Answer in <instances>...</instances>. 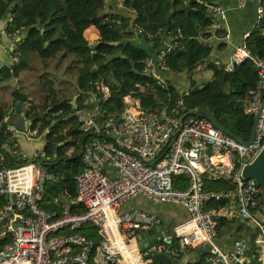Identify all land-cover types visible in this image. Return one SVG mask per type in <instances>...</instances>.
<instances>
[{
  "label": "built area",
  "instance_id": "built-area-1",
  "mask_svg": "<svg viewBox=\"0 0 264 264\" xmlns=\"http://www.w3.org/2000/svg\"><path fill=\"white\" fill-rule=\"evenodd\" d=\"M243 4L244 0L238 1L239 7ZM207 12L221 17L225 9L212 3L207 4ZM261 15L258 5L255 26ZM181 37L179 32L174 39ZM175 45L171 42L161 51L159 63L149 57L141 61L155 84L166 90L162 56ZM248 60L257 70L258 83L245 96L243 108L252 116L258 112V118L253 138L245 144L215 128L205 116L182 112L180 99L168 110H151L141 108L129 94L119 114H108L99 103L109 88L100 81L87 97L94 106L89 109L87 102L86 113L75 110L66 116H75L80 124L85 138L81 149L54 159L45 148L49 128L38 132L32 124L24 129L7 124V117L15 113L12 107L0 122V135L3 125L6 131L0 141V240L5 241L0 245V264H89L94 243L76 231L87 222L101 236L93 257L96 264H154L157 255L179 259L193 250L200 251L201 264H264L261 187L253 178L241 176L242 168L264 145V59L242 43L233 50L225 70ZM23 113L25 120L30 119ZM67 159L78 167L74 180L76 201L85 208L81 214H70L67 203L61 212L39 206L46 183L62 178L50 166ZM177 176L187 179L185 188L175 186ZM204 177L232 187L205 191ZM139 196L184 212L172 215L171 233L143 249L136 235L162 225V219L146 209H124ZM222 200L225 205L206 209L209 202ZM235 218L252 227V239L235 240L231 250H224L216 242L217 223Z\"/></svg>",
  "mask_w": 264,
  "mask_h": 264
},
{
  "label": "trees",
  "instance_id": "trees-1",
  "mask_svg": "<svg viewBox=\"0 0 264 264\" xmlns=\"http://www.w3.org/2000/svg\"><path fill=\"white\" fill-rule=\"evenodd\" d=\"M14 1L17 0H0V20L7 15L11 18L6 26L7 34L22 36L11 52L12 64L0 66V122L12 107L19 105L21 109L22 104H27L25 115L32 119V127L38 132L49 128L45 135L47 155L55 159L62 157L67 147L75 152L81 149L85 138L80 124L75 116H66L88 102V94L99 80L109 88L108 96L99 103L108 114H119L124 107L123 98L129 94L139 100L141 108L151 110L162 105L171 106L180 99L184 105L182 112L191 115L195 108L204 106L226 129L245 140L249 138L253 116L244 112L243 102L257 86V70L249 60L235 65L231 71L225 70L224 65L209 60L213 46L208 38H201L210 36L215 23L214 17L207 12V4L218 0H194L191 4L189 0H122L124 7L134 13L132 19L121 13L105 12V0H21L12 5ZM188 4V10H183ZM258 5L262 7L259 23L248 30L243 44L252 54L264 59V0H257ZM90 26L99 33L95 46L88 45L84 36ZM133 31L142 34L154 48L168 40L176 43L162 56L165 69L161 70V75L169 83L168 90L157 86L151 76L132 70L134 66L136 71L143 72L141 61L147 58L143 51L130 44H110L122 38H136ZM179 32L182 37L174 39ZM118 51L126 58L112 59L104 64L107 55ZM199 63L211 71L212 79L201 85L192 84L186 92L179 93L168 74L184 77ZM94 67L97 71H92ZM32 91H36L34 103L27 99ZM63 98L75 100L76 105L65 102L51 108ZM93 106L88 102L89 109ZM2 130L0 141L6 137L5 125ZM50 170L62 178L46 183L39 206L61 212L67 203L70 214L84 213V206L76 201L74 175L78 167L67 159L54 163ZM174 184L185 188L187 179L177 176ZM204 185L208 192L232 187L223 180L207 177H204ZM225 204V200L211 201L206 209H217ZM228 222L222 219L217 229ZM76 231L93 241L89 264H96L93 257L101 238L97 228L87 222ZM4 242L0 240V245ZM196 251L199 252L198 262L191 264H201L200 251Z\"/></svg>",
  "mask_w": 264,
  "mask_h": 264
},
{
  "label": "crops",
  "instance_id": "crops-1",
  "mask_svg": "<svg viewBox=\"0 0 264 264\" xmlns=\"http://www.w3.org/2000/svg\"><path fill=\"white\" fill-rule=\"evenodd\" d=\"M238 1L239 0H218L220 5L224 7L225 12L219 20H217L218 16L214 17L216 23L214 24L207 41L213 46L209 60L219 65L226 66L229 63L233 50L237 45L243 43L244 34L247 33L254 24L253 19L255 8H257V0H244L242 7L238 6ZM104 11L108 13H121L131 19L134 17V13L124 7L122 0H105ZM9 20V15L0 20V66L4 64H12L13 58L11 52L13 51V48H16L17 42L22 37L21 35L10 36L7 34L6 26ZM85 33H89L92 37L90 40L86 38L90 44L97 42L99 33L94 26H90ZM193 68L196 73L202 72L203 76L208 74L207 77L209 78L207 81L212 79V73L205 68V64L199 63ZM167 77L179 93L187 91V76L183 77L182 75L168 74ZM197 83L201 85L204 82L200 81ZM189 84L191 86L192 84H195V81L191 79ZM169 108V105H162L159 109L168 110ZM124 207L127 209L132 207L146 209L158 214L160 217L164 216L168 219V222H172L170 221L172 215H184V212L178 210L176 207L155 204L141 196L129 200ZM229 221L230 222L217 229L216 242L224 250H231L232 244L235 240L242 239L244 241H250L253 235L252 227L242 219L235 218ZM231 221H233V223H231ZM195 251L187 253L188 256L187 254L183 256V258H187L190 261L189 264L198 262L199 252Z\"/></svg>",
  "mask_w": 264,
  "mask_h": 264
},
{
  "label": "water",
  "instance_id": "water-1",
  "mask_svg": "<svg viewBox=\"0 0 264 264\" xmlns=\"http://www.w3.org/2000/svg\"><path fill=\"white\" fill-rule=\"evenodd\" d=\"M174 0H172L173 2ZM16 2L21 3V0L14 1L12 5H15ZM194 2V0H189V4ZM213 4H220L218 1H213ZM189 4L183 8V10H188ZM220 19V16L218 15L217 20ZM11 20V18H10ZM134 34L136 35V38L130 39V38H122L118 42H110L111 45L113 46H118L119 44H130L131 46L143 51L147 57H149L154 63H159L161 61L160 58V53L161 51H166L167 45L171 43L170 40L164 41L162 44H160L158 47L154 48L149 42L146 41L145 37L138 33L133 31ZM98 42L94 44H90L88 42V45H93L95 46ZM116 58H126L123 54L122 51H118L114 54L107 55L104 61V64L108 63L112 59ZM130 62V60H128ZM132 70L135 73L141 74L140 72L136 71L134 66H132ZM92 71H97V67H94ZM149 76V73L146 74ZM112 80L118 84V81H116L115 78L112 77ZM67 101H72L73 105H76L75 100H71V98H63L60 100L58 103H55L51 108L55 109L58 106H61L63 103ZM263 106V103L261 104V108ZM193 114H199L205 116L211 123L212 125L222 131L223 133L231 136L235 140H237L239 143L245 144L247 142H250L253 138L254 131H255V126L258 118V112H256L253 116V123H252V128H251V134L246 141L242 137L234 134L230 130L226 129L222 124L218 122V120L215 118V116L211 113V111L204 107L200 106L195 108L192 111ZM6 123L12 126H15L18 129H24L25 127H29L32 124V120L28 119L25 120L24 118V113L20 110L19 105L15 106V113L11 116H8L6 119ZM62 144V143H61ZM241 176L243 179H249L253 178L258 186L261 187V197L263 200L264 204V145L261 147V149L258 151V153L254 156V158L247 163L241 171ZM12 199L14 200V195H12ZM162 219V225L156 226L141 232H138L136 235V240L139 243L140 249H143L146 247L148 244H151L157 240H159L162 236L171 233L173 231V226L174 224L172 222H168V219L165 218L164 216H161ZM250 252L247 251V255H249ZM188 256V254H187ZM189 260L187 258H183V256L179 259L171 258L165 255H157V260L154 262V264H189Z\"/></svg>",
  "mask_w": 264,
  "mask_h": 264
},
{
  "label": "rangeland",
  "instance_id": "rangeland-1",
  "mask_svg": "<svg viewBox=\"0 0 264 264\" xmlns=\"http://www.w3.org/2000/svg\"><path fill=\"white\" fill-rule=\"evenodd\" d=\"M88 28H89V27H88ZM88 28H87V29H88ZM87 29H86V30H87ZM86 30H85V31H86ZM85 31H84V36H86V38H88V39L90 40V38H92L91 35H89V33H85ZM85 34H86V35H85ZM207 75H208V74H207ZM207 75L203 76V75H202V72H201V73H196V72H195V69H194V68H191V69L189 70V72L185 74V76H187V78H186L187 88H190V87H191L190 84H189V82H190L191 79H193V80L195 81V83L198 84L197 82H200V81L205 82V81H207L208 78H209V77H207ZM100 81H101V80H99L98 82H100ZM11 84H15V83L11 82ZM35 92H36V91H34V92H33V91H32V92H29V93H28L29 95H28V97H27V99L30 98V99L33 101V103H34V100L37 98ZM30 99H28V100H30ZM84 103H85V105L82 106V107L80 108V110H79L81 113H86L87 110H88L87 102L85 101ZM21 109H22V111L27 112V110H28V105H27V104H22V105H21ZM69 152H71V149H70L69 147H67V148H66V155H68ZM253 158H254V156H251V159H253Z\"/></svg>",
  "mask_w": 264,
  "mask_h": 264
},
{
  "label": "flooded vegetation",
  "instance_id": "flooded-vegetation-1",
  "mask_svg": "<svg viewBox=\"0 0 264 264\" xmlns=\"http://www.w3.org/2000/svg\"><path fill=\"white\" fill-rule=\"evenodd\" d=\"M122 4H123V2H122ZM93 44H94V43H93ZM140 73H141V74H142V73L147 74V73H149V72H145V71H144V68H143V72H140ZM149 76H150V75H149Z\"/></svg>",
  "mask_w": 264,
  "mask_h": 264
}]
</instances>
